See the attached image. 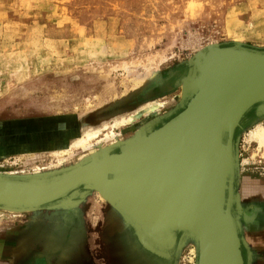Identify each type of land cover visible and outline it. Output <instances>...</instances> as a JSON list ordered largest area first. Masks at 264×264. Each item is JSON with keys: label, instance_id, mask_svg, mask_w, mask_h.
<instances>
[{"label": "rangeland", "instance_id": "374dc122", "mask_svg": "<svg viewBox=\"0 0 264 264\" xmlns=\"http://www.w3.org/2000/svg\"><path fill=\"white\" fill-rule=\"evenodd\" d=\"M237 40L264 48V0H0V174L68 168L88 150L62 159L55 150L152 101H164L147 119L159 125L180 109L185 80L174 83L186 62L206 45ZM144 119L116 128V145L133 138ZM257 123L264 116L236 132L237 193L248 208L239 221L256 256L262 243L255 238L264 229L261 204L251 203L264 198V146L250 136ZM106 203L93 190L66 209L81 208L92 221L87 250L76 245L70 224L52 221L61 208H0V264L146 263L133 242L106 246L97 234ZM160 258L152 264H194L197 252L187 239L171 263Z\"/></svg>", "mask_w": 264, "mask_h": 264}, {"label": "water", "instance_id": "95a60500", "mask_svg": "<svg viewBox=\"0 0 264 264\" xmlns=\"http://www.w3.org/2000/svg\"><path fill=\"white\" fill-rule=\"evenodd\" d=\"M174 84L181 86L180 109L165 121L69 170L0 175V205L69 209L94 184L155 256L170 252V259L188 239L194 264H250L239 221L236 132L264 116V48L211 43L186 62Z\"/></svg>", "mask_w": 264, "mask_h": 264}, {"label": "bare ground", "instance_id": "6f19581e", "mask_svg": "<svg viewBox=\"0 0 264 264\" xmlns=\"http://www.w3.org/2000/svg\"><path fill=\"white\" fill-rule=\"evenodd\" d=\"M235 42H239V41L237 40ZM194 70H195V68L192 67L190 74L187 77L188 78L187 80L193 78ZM182 82H184V80L181 81V84H182ZM163 104H164V101L163 102L162 101H152V102L146 103V104L142 105L134 113H132V114L130 113V115H128V116L120 117V118L114 120V122L110 125L107 123H104L101 127L88 129V130H85L81 133H78V135L73 140H71L67 145L65 144V146L63 145L58 150H55L54 154L60 156V159H62L64 156H66L70 152H73L74 150H78V149L88 150V152L86 154H84L80 160L78 159L79 160L78 162H75L74 164H72L68 168H65V170L72 169V168L80 165L83 161L90 159V158H94L95 156H103L105 152H108L111 149H114L115 147L124 143V142L120 141V143H118L116 145L115 142H119V141H117V137L115 134L116 128H120L122 126L130 124L133 121H135L140 115H143V117L145 119L138 123L139 127L136 128L137 134H135V136H137L138 134L140 135L148 127L153 126V124L155 122L153 123L152 122L153 120L151 122H149V120H147V119H149L152 116H155V114H157L156 113L157 110ZM104 130H106V131L103 132ZM102 134H103V138H100V135H102ZM250 136H251V139L253 141L258 142L260 144V147L264 146V124H262V123L255 124L254 128H252V130L250 131ZM115 137H116V140H115ZM103 140L107 141V143L102 144ZM93 142L95 143V145ZM0 175H2V174H0ZM6 176H9V175H6ZM85 186H86V188H89V189L91 188L92 190H97V191L100 190L102 192L103 196L108 200L109 203L113 202L112 198L102 188H100L94 184H88ZM83 192L84 191H82V190H78L79 194H81ZM0 208L6 209L9 211L10 210L11 211L18 210L15 208L6 207V206H2V205H0ZM23 209H33L32 211H34V210L36 211V210H40L41 208H36V209H34V208H23ZM192 251H194V249H192ZM160 253H163L165 258L170 257V255H169L170 252L160 251Z\"/></svg>", "mask_w": 264, "mask_h": 264}, {"label": "crops", "instance_id": "0c3cea01", "mask_svg": "<svg viewBox=\"0 0 264 264\" xmlns=\"http://www.w3.org/2000/svg\"><path fill=\"white\" fill-rule=\"evenodd\" d=\"M108 204H101L100 211L102 212L103 215L99 220L100 232H97V234L101 238L106 239V246L110 240L117 242L116 246H120L121 245L120 243L124 242V240H128L129 243L133 242L135 246L141 251L140 261L142 262V258H144V260L147 259L148 262L145 260L146 263L144 264H152L153 258L162 260L161 258L155 256L154 254L142 248V246L138 243L132 228L125 225L120 215ZM40 210H36L35 212ZM53 210H57V209H53ZM59 210H61L62 212L61 211L54 212L52 216H50L53 219L52 221H54L56 224H60V223L70 224V228L72 229V231L76 233V235H78V238L76 240V245H78L79 248L81 246L85 247V250H87L86 244L88 242V239H90L91 237L89 235L90 234L89 226L90 225L91 227L93 226L92 221L89 222L87 215L82 212L83 210L81 208L79 209V211L75 210V211H71V213H68L66 209H62V208ZM260 243H262V253L257 256L252 253L250 264H254L253 263L254 259H255V264H264V239L261 240Z\"/></svg>", "mask_w": 264, "mask_h": 264}, {"label": "flooded vegetation", "instance_id": "af4514ba", "mask_svg": "<svg viewBox=\"0 0 264 264\" xmlns=\"http://www.w3.org/2000/svg\"><path fill=\"white\" fill-rule=\"evenodd\" d=\"M238 184V183H237ZM236 191H237V185H236ZM252 204H254V203H256L257 205L259 204H261L259 207H260V210H261V208H262V210H263V214H262V217H263V220H264V198L263 199H258L256 202H251ZM242 208H243V210L245 209L246 210V212L248 211V208L246 207V208H244L243 206H242ZM258 218L260 217L259 215L257 216ZM263 222V221H262ZM246 236V235H245ZM241 237L246 241V243H247V240L250 238V236H248V237H246V239L244 238V236H243V231L241 230ZM252 237V236H251ZM248 238V239H247ZM255 238V237H254ZM256 240L258 239V240H263L264 239V229L261 231V232H258V234H257V237L255 238ZM253 241V240H252ZM247 245H248V247H249V250H250V252H251V254L253 253L254 254V251L252 250V246L251 245H249V243H247ZM241 250H242V253H243V256H244V253H245V250H244V248H241ZM175 256H173V257H171L169 260L168 259H164V260H168V262L169 263H171L172 261H173V258H174Z\"/></svg>", "mask_w": 264, "mask_h": 264}]
</instances>
